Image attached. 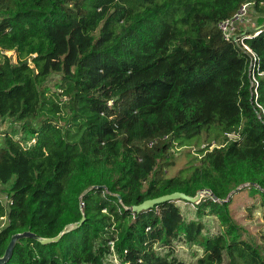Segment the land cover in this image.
Masks as SVG:
<instances>
[{"label":"trees","instance_id":"16d2710c","mask_svg":"<svg viewBox=\"0 0 264 264\" xmlns=\"http://www.w3.org/2000/svg\"><path fill=\"white\" fill-rule=\"evenodd\" d=\"M244 3L264 13V0H0V256L13 233L67 226L18 240L4 264H264V237L244 238L225 200L245 185L264 219V24L240 31L256 102L248 53L217 27ZM212 124L218 146L191 140ZM199 190L193 217L176 200L130 209Z\"/></svg>","mask_w":264,"mask_h":264},{"label":"rangeland","instance_id":"374dc122","mask_svg":"<svg viewBox=\"0 0 264 264\" xmlns=\"http://www.w3.org/2000/svg\"><path fill=\"white\" fill-rule=\"evenodd\" d=\"M264 24V13L256 12L253 6L248 5L246 8V13L242 16L241 21L237 23V30L246 31L247 29H257L263 26ZM7 55L11 56L13 60L16 59L14 52L7 51ZM57 79V75L51 76L50 83ZM7 123H2L0 125V133L5 129H8ZM219 129L216 125H210L206 130H202L198 135L193 137L191 140L200 141L201 147L205 146L207 142H212L213 140L218 141L220 139ZM211 144H215L218 146V142H212ZM198 146L195 144H191L190 146L178 147L175 149L174 156L176 161L168 170V176H174L179 173L181 168L186 167V163L188 158L184 155L187 150L196 151ZM3 187L0 184V188ZM231 202H230V211L232 217L235 221L242 227L243 237L250 239L258 244L262 243V238L264 237V219L262 218V209L259 206V196H250L247 192L245 185H243L240 189L234 190L231 194ZM0 201L7 202V197L0 192ZM177 204L180 206L182 212L188 216L193 217L195 208L183 202L182 200H178ZM206 221L209 230L211 232H217L220 230V225L218 221L213 216H208L204 218ZM177 245V253L183 258L187 263L189 260H193L194 258L190 255L189 251L186 247ZM195 249V248H192ZM223 264H227L225 260Z\"/></svg>","mask_w":264,"mask_h":264},{"label":"water","instance_id":"95a60500","mask_svg":"<svg viewBox=\"0 0 264 264\" xmlns=\"http://www.w3.org/2000/svg\"><path fill=\"white\" fill-rule=\"evenodd\" d=\"M241 186H238L235 190H238L240 189ZM233 191H231L227 198L225 200H228L229 197L231 196ZM208 193V190L204 191V190H199L194 196H189L183 192H180V191H174L172 193H168V194H164V195H161V196H158V197H154V198H149V199H146L144 201H142L141 203L139 204H136V205H133L130 207L131 211L133 212H140V211H143V210H147V209H150L151 207H153L154 205H157V204H160V203H164L166 201H172V200H182V201H185L187 203H197L199 201V199L204 195ZM84 217H82L80 219V221L78 222L77 225L81 224L82 221H83ZM67 226H65L56 236L54 237H41L29 230H26V231H22V232H16V233H13L10 237V240L4 250V253L3 255L0 256V264H4L6 263L11 255H12V251H13V248L15 246V243L22 239V238H27V237H30V238H33V239H36L37 241H39L40 243L42 244H46V243H50V242H55L57 241L60 236L65 232Z\"/></svg>","mask_w":264,"mask_h":264},{"label":"built area","instance_id":"2783aa9c","mask_svg":"<svg viewBox=\"0 0 264 264\" xmlns=\"http://www.w3.org/2000/svg\"><path fill=\"white\" fill-rule=\"evenodd\" d=\"M249 3H244L232 16L222 19L218 22L217 27L221 31L224 39H232L235 42H239L244 50L249 55V66H248V77L250 79V85L252 88L253 100L256 102L258 97L257 87L258 79L256 78V68L258 66V57L252 51V49L244 43V38L251 37L253 34L246 35L245 33H240L237 30V23L241 21L242 16L246 13V8ZM254 34H257L255 32ZM263 73V72H262ZM260 73V74H262ZM264 74V73H263ZM258 107H261L259 104H256ZM230 136V134H228ZM214 146V144H212Z\"/></svg>","mask_w":264,"mask_h":264}]
</instances>
